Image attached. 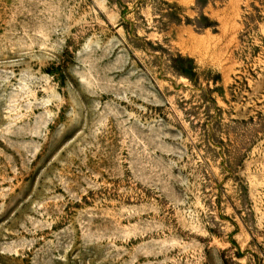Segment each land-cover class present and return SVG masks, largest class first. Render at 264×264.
Wrapping results in <instances>:
<instances>
[{"label":"rangeland","instance_id":"1","mask_svg":"<svg viewBox=\"0 0 264 264\" xmlns=\"http://www.w3.org/2000/svg\"><path fill=\"white\" fill-rule=\"evenodd\" d=\"M0 264H264V0H0Z\"/></svg>","mask_w":264,"mask_h":264}]
</instances>
